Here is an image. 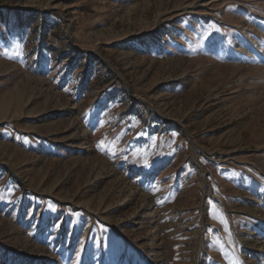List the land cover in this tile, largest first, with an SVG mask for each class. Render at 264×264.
Here are the masks:
<instances>
[{
    "label": "rangeland",
    "instance_id": "1",
    "mask_svg": "<svg viewBox=\"0 0 264 264\" xmlns=\"http://www.w3.org/2000/svg\"><path fill=\"white\" fill-rule=\"evenodd\" d=\"M0 264H264V0H0Z\"/></svg>",
    "mask_w": 264,
    "mask_h": 264
},
{
    "label": "bare ground",
    "instance_id": "2",
    "mask_svg": "<svg viewBox=\"0 0 264 264\" xmlns=\"http://www.w3.org/2000/svg\"><path fill=\"white\" fill-rule=\"evenodd\" d=\"M246 243L247 245L252 246V249L254 248L253 250H255L256 244L252 241V239H248Z\"/></svg>",
    "mask_w": 264,
    "mask_h": 264
}]
</instances>
